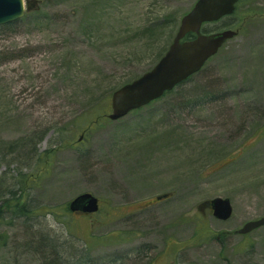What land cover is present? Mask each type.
<instances>
[{"label": "rangeland", "instance_id": "374dc122", "mask_svg": "<svg viewBox=\"0 0 264 264\" xmlns=\"http://www.w3.org/2000/svg\"><path fill=\"white\" fill-rule=\"evenodd\" d=\"M34 1L35 12L0 26V206L11 191L23 202L16 181L41 172L28 224L96 262L264 264V227L233 233L264 216V0L204 27L238 34L197 74L91 127L88 115L104 102L109 113L110 94L158 62L197 0ZM84 193L99 211H67ZM214 198L229 199L227 221L199 211ZM24 227L0 233L18 246ZM15 258L28 264L11 245L0 252V264Z\"/></svg>", "mask_w": 264, "mask_h": 264}, {"label": "water", "instance_id": "95a60500", "mask_svg": "<svg viewBox=\"0 0 264 264\" xmlns=\"http://www.w3.org/2000/svg\"><path fill=\"white\" fill-rule=\"evenodd\" d=\"M239 0H197L191 10L179 21V25L168 50L157 64L136 80L115 90L110 97V113L107 118L117 121L131 111L148 105L175 86L197 73L204 63L218 50L236 36L232 30L204 34L203 24L216 22L233 13ZM25 4L27 11L34 9L30 0H0V25L14 22L22 17ZM192 33L194 39L183 41ZM166 195L156 197V200ZM69 211L78 214H92L98 211V199L89 193L76 196L68 205ZM201 213L210 208L212 216L226 221L231 217L232 207L229 199L215 198L198 206ZM264 226V217L246 222L235 235H246Z\"/></svg>", "mask_w": 264, "mask_h": 264}, {"label": "trees", "instance_id": "16d2710c", "mask_svg": "<svg viewBox=\"0 0 264 264\" xmlns=\"http://www.w3.org/2000/svg\"><path fill=\"white\" fill-rule=\"evenodd\" d=\"M234 15V14H233ZM218 26H214L211 31L206 29L203 30L204 33H210L218 30ZM194 38L193 35L186 36V39ZM107 105L105 102L101 105V108L92 111L88 115L90 120L88 125L93 126L96 123L106 118L107 115ZM48 152H43L41 155H38L37 161H40L39 156L45 157ZM35 170V169H34ZM42 173L37 172L36 174L32 172L30 176H24V178H19L16 183L21 187V190L25 191V199L23 202H20V197H16V193L11 191L8 198H4L0 206V225H5L7 228H14L15 223L19 225L20 221L23 219L24 227L28 234V238L21 245H17V239L15 235L12 237L8 232L0 233V252L11 245L13 251L20 249L25 251L27 255L28 264H125L123 261H110V262H96L95 259L91 256L90 249L87 247H81L76 245L73 240L60 241L56 237L50 235L48 232H45L44 229L39 228L33 229L34 226L28 224L29 220L36 218L33 216L35 214L34 210L29 207L28 199L29 192L36 184L37 180L41 177ZM9 213L10 216H2L4 212ZM51 214V212H47ZM43 214H46L44 212ZM11 240V244H9ZM30 257V259H29ZM17 258L14 259L13 264L16 263ZM131 264H149L143 263V260H137Z\"/></svg>", "mask_w": 264, "mask_h": 264}]
</instances>
